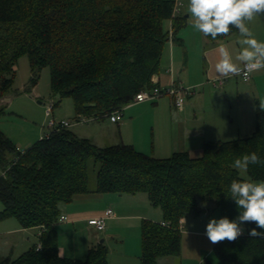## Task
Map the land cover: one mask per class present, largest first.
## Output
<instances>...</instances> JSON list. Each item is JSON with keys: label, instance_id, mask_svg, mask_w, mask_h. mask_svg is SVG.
<instances>
[{"label": "trees", "instance_id": "obj_1", "mask_svg": "<svg viewBox=\"0 0 264 264\" xmlns=\"http://www.w3.org/2000/svg\"><path fill=\"white\" fill-rule=\"evenodd\" d=\"M174 7L172 0H0V118L14 96L24 56L31 65V87L48 68L54 95L74 100L75 120L123 114L137 94L156 86L166 47L183 44L180 32L187 17L174 15ZM237 33L233 28L215 41L205 38L218 43ZM251 152L264 160V111L258 105L251 136L208 142L200 158L176 152L160 159L126 144L100 147L69 128L21 151L0 129V221L16 218L23 228L36 229L41 244L40 250L36 245L14 260L0 256V264H108L103 244L85 260L60 252L56 226L62 207L86 194H146L163 219L142 224L141 264L180 257L182 221L206 210L234 219L238 209L227 197L231 181L264 180V164L249 165L248 178L232 167ZM91 169L96 171L93 187ZM214 253L221 264H264V239L246 231L235 242L218 243ZM204 264L212 263L206 259Z\"/></svg>", "mask_w": 264, "mask_h": 264}, {"label": "rangeland", "instance_id": "obj_2", "mask_svg": "<svg viewBox=\"0 0 264 264\" xmlns=\"http://www.w3.org/2000/svg\"><path fill=\"white\" fill-rule=\"evenodd\" d=\"M176 2L177 0H172ZM182 3V7L178 12L179 16H188L187 13V2L188 0H179ZM259 24H264V15L256 16L252 21L248 22L249 28L253 31L258 30L260 32ZM262 26V25H261ZM167 28L171 29V22L167 23ZM190 31L192 36H195V31L187 17V26H185L181 32L180 37L184 39V32ZM237 35V36H235ZM234 35V47L238 50L239 44V33ZM259 38V37H257ZM259 40V39H258ZM208 41V40H206ZM264 41V37L261 39ZM200 42V41H199ZM198 39H195L192 45V51L198 47ZM209 42V41H208ZM169 46L166 47L164 52V58L161 66H163L164 60L168 54ZM214 45V42L208 44ZM236 54V52L234 53ZM167 59V58H166ZM202 59L196 58L192 61V70L195 71L200 67L202 69ZM199 74V73H198ZM264 75V70L261 72ZM178 76V75H177ZM32 70L30 61L27 56L22 57L18 62L16 80L12 93L14 96L9 101V107L6 109V115L0 118L1 130L15 143V145L21 150L25 151L31 148L37 140L42 139L46 134L50 132V122L60 123L61 121L74 122L76 119L74 100L72 98L61 99L58 95H54L51 89V74L48 68L44 69L38 80L36 88L31 87ZM229 81V79L227 80ZM249 83L243 82L240 78H234V90L225 92L224 87H216L211 92L207 91L205 95L206 103L209 106L208 111L217 114V117H225L228 120H234V135L227 137L226 141L230 139L235 140L238 138H247L252 135L253 128L249 127L250 130L246 131L248 124H251L255 120V113H257V105L261 100H264V76L259 80L256 89H252ZM213 88V87H212ZM31 91L28 93V91ZM165 90V89H164ZM200 90H197L198 96ZM27 91V92H26ZM193 98H186L185 105L192 102ZM163 101V102H162ZM200 100H198L199 102ZM169 95H164L156 101L145 102L142 105L132 104L129 108L125 109V117L134 116L135 122L131 126L126 128L125 134L132 136L133 138H141L146 150H149L151 156L153 147V129H156V137L158 138L159 128L163 133L169 134V126L173 125V120L169 119ZM158 104V105H157ZM172 108V107H171ZM173 112L176 110L173 108ZM264 111V110H262ZM109 121V119H108ZM75 134L82 138L93 139L97 142H103L105 136H111L115 138L117 128L106 122L105 119L99 121L95 119H89L88 121L79 123L69 128ZM165 135V134H164ZM40 138V139H39ZM110 144V143H108ZM151 149V151H150ZM242 176L248 178L247 171H242ZM96 171L90 170V186H95L96 183ZM2 176V170L0 169V177ZM134 198L136 204V210L142 212L149 208L151 216L154 221H162L163 214L160 208H154L148 200H142L141 197H147L146 194H139ZM128 199H132L127 197ZM126 199V203L129 204L130 200ZM147 204H145V203ZM120 204V203H119ZM144 206V207H143ZM206 208V207H204ZM148 209V210H149ZM207 209V208H206ZM4 210V205L0 202V213ZM221 217L218 210H207L200 215H190L187 217L182 224V253L180 257H170L160 260V264H204L206 259L210 260L212 264H221L219 258L214 253V247L218 244H212L206 237L205 229L206 225L211 218L219 219ZM17 226H21L16 218H7L0 221V256H8L9 251H12V258L16 259L21 256L29 248H33L40 242V237L31 232L27 233H16L11 236L9 244L6 245L8 249H2V241L4 237L9 235ZM75 228L65 233L62 232L60 237V246H73L76 247L74 250L77 251V247H82L86 242L87 238H95L98 242L104 240L102 233L92 232L86 237L85 234L79 229L76 232ZM59 230V229H58ZM62 230V228H60ZM7 232V233H6ZM119 235L122 234L117 230ZM124 236V229H122ZM59 234V233H58ZM83 234V239H82ZM141 236V235H140ZM83 240V242H82ZM119 240V239H116ZM114 240L111 242L113 247L117 250L120 248L121 242ZM140 241V250L142 255V244L141 238L139 237L137 243ZM111 243L106 242V245ZM103 244L105 247L106 245ZM107 248V247H106ZM108 249V248H107ZM109 252V251H108ZM86 255H81L80 260H85ZM141 259V256L139 257Z\"/></svg>", "mask_w": 264, "mask_h": 264}, {"label": "crops", "instance_id": "obj_3", "mask_svg": "<svg viewBox=\"0 0 264 264\" xmlns=\"http://www.w3.org/2000/svg\"><path fill=\"white\" fill-rule=\"evenodd\" d=\"M259 28H261L260 32L255 30L253 31V34L256 38L259 37L257 39L261 40L264 37V24H259ZM183 34L184 39L182 37V45H177L173 42L170 43L171 45L166 56L167 59H164L166 63L164 62L163 66H161L160 72L155 76L154 84L161 89H168L174 83L180 84L191 89V93L187 96V98L194 97V99L190 104L184 105L181 108H177L175 106L174 99L169 96L170 102L168 105L169 112H171L169 113V119L173 120V125L169 126V134H167V132L163 133L160 126L158 138L156 137V129H153L152 151L150 149L152 153L151 156L160 159L169 158L176 152H187L192 158H200L203 155L204 146L206 143L226 141L227 137L234 135V120H228L221 116L217 117L216 113L209 112V106L205 101V95H209L207 91L211 92L213 89H216L212 83L216 87H218L217 84L223 86L225 92L228 90H230V92L234 90V78L238 77L234 76L230 78L217 79L213 78L211 75L212 65L214 63L212 50L219 44H226L230 51H232L233 56H235L234 53L237 51V49L234 47V35L225 41H220L209 46V42L206 41V38L199 32L195 33V36H192L190 31H185ZM195 39H198V42H200L198 43V47L194 48L195 51L190 52L192 51L191 43ZM197 57L202 59L201 71V65L198 70H192V61ZM263 70L264 69L254 72L252 80L250 81L252 83L250 84L252 89H256L259 80L264 76L261 74ZM219 79H225L224 83L220 84L217 82ZM228 79L229 81H227ZM34 88H36V86ZM199 89L202 90H200L198 96H195L197 94V90ZM198 100L200 101L198 102ZM142 104L143 103H139L137 105ZM173 108L176 110V112L172 111ZM173 113L177 114L179 122L173 119ZM103 119L117 128V136H115V138L111 136H105L104 141L101 143L90 139L95 144L100 147L119 144L132 145L139 152L149 155V150L145 149L143 140L141 138H133L132 136H127L125 134L126 128L128 129L129 126L134 124V116L126 118L124 112L123 118L116 123L111 122L109 117ZM99 120L101 119H97V121ZM255 123L256 113L254 122L252 121L251 124H248L246 131H249L251 127H255ZM253 129L255 130V128ZM137 196L140 197L141 195L86 194L76 196L74 201L69 205H63L62 216H66L68 220L66 222H60L56 226L57 234L59 233L58 241L61 254L64 257L71 259H82L81 255L84 254L86 255L85 257H87L88 252L92 248H96L102 244H105L106 242L111 243L114 240L119 239L116 240L117 244L118 241L121 242V244H119L120 248L117 250L112 246V243L110 245L105 244L109 251L108 264H141V259L139 258L141 256L140 241L137 243L138 238H141V227L143 222L146 220L153 222L155 221L150 214L151 210L149 208H147V210L145 209L144 212L141 210H136L137 206L134 202V198ZM127 197L132 199H128ZM145 198L150 203L148 197H141L142 200H145ZM126 199L130 200L129 204L126 203ZM109 209L114 211L115 217L107 220L106 229L104 231L100 232L89 224L91 219L102 217ZM76 226H78L76 228V232L80 229L83 234L86 235V237L90 234H93L92 232H96L102 233L105 238L101 242H98L99 240L97 241V239L94 237L91 239L87 238L82 247H77V251L74 250L76 247L73 246H60L61 233H67ZM60 228H62V230H60ZM122 229L125 231L124 236ZM117 230L121 232L123 237L122 239ZM10 231L13 232L8 233L9 235L4 237L2 241V249H8L6 245L9 244V241L12 239L11 236L16 233L15 231L20 234H29L34 232L38 235L36 229L27 230L22 226H17ZM12 255V251H9V255L4 257L14 260L15 258L13 259Z\"/></svg>", "mask_w": 264, "mask_h": 264}, {"label": "clouds", "instance_id": "obj_4", "mask_svg": "<svg viewBox=\"0 0 264 264\" xmlns=\"http://www.w3.org/2000/svg\"><path fill=\"white\" fill-rule=\"evenodd\" d=\"M187 13L192 28L214 41L228 36L233 28L238 30L239 48L235 56L226 44L212 50L213 78L247 77L253 71L264 69V41L258 40L248 26L256 16L264 15V0H188ZM259 108L264 110V100L260 101ZM173 119L179 122L176 113ZM257 164H264V160L251 152L236 158L232 167L247 171L249 165ZM229 193L227 197L234 201L238 215L234 219L211 218L205 229L207 239L212 244L235 242L246 231L251 238L264 239V180L233 179ZM245 224L256 227L245 229Z\"/></svg>", "mask_w": 264, "mask_h": 264}, {"label": "built area", "instance_id": "obj_5", "mask_svg": "<svg viewBox=\"0 0 264 264\" xmlns=\"http://www.w3.org/2000/svg\"><path fill=\"white\" fill-rule=\"evenodd\" d=\"M181 7H182V3L179 0H177L175 2L174 15L178 14ZM254 72L256 71L251 72L249 75H247V77L243 75L235 76V77L240 78L245 83H249L252 80V76ZM224 80L225 79H219L217 80V82H219L220 84H223ZM190 93H191L190 88L184 87L176 83L172 84L170 88L165 89V90L159 88L158 86H155L152 90H145L137 94L134 100V103L139 104V103H145L149 101H156L157 99H159L160 97L164 95H169L174 99L175 106L177 108H181L185 105L186 98ZM122 117H123V114L120 113L119 111H116L111 114L110 120L111 122L116 123V122H119L122 119ZM82 122H85V120L80 121L77 119V120H74V122L61 121L60 123H55L54 121H52L50 122V126H49L51 128L50 132L46 134V136H44L43 138L49 137L50 133H52L55 130H58L59 128H71L74 125H77ZM113 217H115V213L112 209H109L104 213L102 217L91 219L89 221V224L93 226L96 230L102 232L106 229L107 220ZM67 220L68 218L66 216H62L60 218V222H66ZM40 249H41V244L39 243L37 246V250H40Z\"/></svg>", "mask_w": 264, "mask_h": 264}, {"label": "water", "instance_id": "obj_6", "mask_svg": "<svg viewBox=\"0 0 264 264\" xmlns=\"http://www.w3.org/2000/svg\"><path fill=\"white\" fill-rule=\"evenodd\" d=\"M188 17V16H187Z\"/></svg>", "mask_w": 264, "mask_h": 264}]
</instances>
